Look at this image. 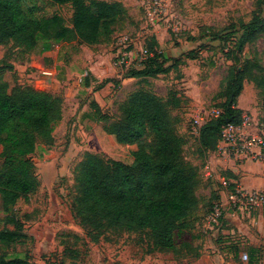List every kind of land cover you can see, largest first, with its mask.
Here are the masks:
<instances>
[{
	"label": "rangeland",
	"instance_id": "374dc122",
	"mask_svg": "<svg viewBox=\"0 0 264 264\" xmlns=\"http://www.w3.org/2000/svg\"><path fill=\"white\" fill-rule=\"evenodd\" d=\"M116 1L124 5L126 13L117 19L112 35L101 34L110 46L95 49L75 41L52 47L58 51L61 65L72 67L75 73L70 81L52 87L64 98V114L54 126L53 141H39L32 156L39 180L37 190L8 210H4L0 199V228H14L7 222V217L12 215L22 222L26 234L11 245L0 244V252L8 257H28L32 264H249L252 248H261V261L256 264H264V205L240 219L225 218L220 227H206L207 211L221 184L216 177L205 179L202 169L209 159L215 175L225 174L228 167L218 160L229 159L218 154L211 156L212 153L203 150L199 133L194 129L196 117H203L204 124L212 117L211 109L219 108L224 101L223 82L233 65L229 50L234 48L237 38V35L228 38V27L241 20L248 22L257 8V0H172L168 14L158 16L154 23L146 17L147 0ZM36 3L39 14L50 16L58 12L71 24V5L53 4L48 0H36ZM177 21L179 29L174 30L173 24ZM124 35L136 39L137 50L147 46L151 36H155L159 42L157 51L167 58V66L182 54L186 57L178 61L176 68L171 66L165 75L128 77L127 69L117 65L115 57L117 44ZM89 48L103 55L99 64L106 67L101 80L91 75L83 63L89 59ZM40 49L38 45L32 53H25L14 41L5 46L0 44V73L11 88L31 85L42 89L38 75L35 77L33 72L36 67L25 62ZM263 50L264 34L245 45L242 59H252L255 51L262 53ZM260 62L264 66L263 56ZM7 64H14L15 70L2 72L1 68ZM254 72L259 78L244 80L237 106L244 114L260 120L264 116V82L261 83L264 71ZM86 76L91 78V85L87 87L83 83ZM107 78L112 81L99 87ZM138 88L152 90L171 103L172 115L178 119L177 130L185 139V161L199 172L196 190L200 204L187 218L183 229L175 231V250L154 247L146 230L114 229L99 238L93 237L72 208L76 193L74 170L86 152L129 164L137 149V144L120 143L104 130L91 102L96 100L104 112L118 120L120 104ZM173 97L179 101L173 103ZM248 171L264 181V162L253 163ZM243 253L248 254V259L242 258Z\"/></svg>",
	"mask_w": 264,
	"mask_h": 264
},
{
	"label": "trees",
	"instance_id": "16d2710c",
	"mask_svg": "<svg viewBox=\"0 0 264 264\" xmlns=\"http://www.w3.org/2000/svg\"><path fill=\"white\" fill-rule=\"evenodd\" d=\"M48 1L71 5L70 25L58 12L50 16L39 14L36 0H0V44L5 46L14 41L25 53H32L38 45H41L40 51H46L62 42L76 41L87 46L109 43L108 39L102 40L101 34L112 35L117 19L126 13L124 5L116 0ZM256 4L248 22L241 20L228 27V38L233 35L237 38L234 48L229 50L233 65L223 82L224 101L219 106L222 111L201 126L198 136L201 148L208 154L216 151L223 125L242 121L244 111L237 102L244 80L256 81L259 77L254 70L264 71L260 62L264 50L255 51L252 59L241 56L247 43L255 42L264 34V0H257ZM158 44L156 37L151 36L147 47L153 56L141 68H129L126 76L165 75L171 66L176 68L178 61L186 57L182 54L167 66V58L157 51ZM1 69L2 72L15 70V66L7 64ZM107 81L112 79H105L99 87ZM83 83L90 86V76H86ZM171 99L173 103L179 101L175 97ZM90 106L107 133L120 143L137 144V149L129 164L106 160L91 152L84 154L74 170L76 193L72 208L75 216L93 237L99 238L114 229L146 230L151 234L154 247L175 250V231L183 229L187 218L197 210L200 198L196 190L199 172L185 161V139L177 130L178 119L172 115L171 103L152 90L138 88L120 104L118 120L104 112L96 100ZM63 114L64 98L57 92L31 85L11 88L0 73V199L4 210L37 190L39 180L32 156L39 141H53L54 126L62 120ZM218 198L216 194L212 203ZM7 222L14 228H0V244L8 246L26 234L16 217L8 216ZM261 254V248H252L249 264L261 261ZM0 264L32 262L28 257H8L0 252Z\"/></svg>",
	"mask_w": 264,
	"mask_h": 264
},
{
	"label": "built area",
	"instance_id": "2783aa9c",
	"mask_svg": "<svg viewBox=\"0 0 264 264\" xmlns=\"http://www.w3.org/2000/svg\"><path fill=\"white\" fill-rule=\"evenodd\" d=\"M172 0H147L145 2L146 17L154 23L158 16L167 15ZM178 21L173 24V29L178 30ZM116 64L124 69L141 68L153 56L147 46L137 50V41L130 35H124L117 44ZM86 73H88L86 71ZM220 108H213L209 112L212 117L221 113ZM203 117H196L194 129L200 132ZM214 154L224 159L248 160L264 162V116L256 120L244 114L241 123H227L222 126L221 140ZM205 179L215 176L213 162L207 160L202 169ZM223 188L219 198L214 200L206 216L207 228L220 227L222 220L231 218L240 219L245 214L251 215L264 205V189L246 186L242 183L222 180ZM234 184V185H233ZM243 259H248V254H242Z\"/></svg>",
	"mask_w": 264,
	"mask_h": 264
},
{
	"label": "crops",
	"instance_id": "0c3cea01",
	"mask_svg": "<svg viewBox=\"0 0 264 264\" xmlns=\"http://www.w3.org/2000/svg\"><path fill=\"white\" fill-rule=\"evenodd\" d=\"M93 46L95 49L97 46L106 48L107 46H110V43L105 42L104 44L100 43ZM90 49L91 48L88 49L89 59L87 58L83 63L88 67L91 75L95 76L96 79L101 80L103 79V71L106 67L105 65L102 67L99 64L103 55L99 51H95V49ZM58 56V51L51 48L46 51H40L38 54H31L25 59L28 66L36 67V70H33V72H35V77L38 75V85L40 88L55 92V90H52V87L70 81L72 75L75 73L72 67H63L58 61ZM118 77H122L121 74H119ZM211 156H215L214 153H212ZM220 161H222V164L227 165L228 168L226 169L225 174H216L213 177L218 178V181L221 184V186L219 185L217 188V195L223 188V179L242 183L246 186L264 189V181L261 179L258 180L255 177L256 174H251L248 171V168L250 166L252 167V164L256 162L235 159H229V161L219 159L218 162Z\"/></svg>",
	"mask_w": 264,
	"mask_h": 264
}]
</instances>
